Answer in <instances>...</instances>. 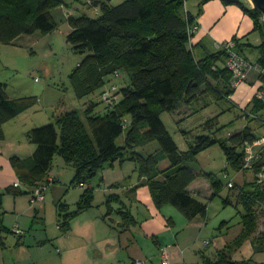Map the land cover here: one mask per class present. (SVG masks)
Listing matches in <instances>:
<instances>
[{"label": "trees", "instance_id": "obj_1", "mask_svg": "<svg viewBox=\"0 0 264 264\" xmlns=\"http://www.w3.org/2000/svg\"><path fill=\"white\" fill-rule=\"evenodd\" d=\"M223 1L235 3L250 16L254 31L264 25L258 10L240 1ZM109 3L110 0L100 4L97 18L87 15L68 17L70 31L66 42L74 53L83 55L69 79L76 97L82 98L102 91L108 76L124 71L129 83L119 89L121 99L112 108L105 107L103 115L94 112V103H89L79 113L59 102L52 123L29 130L28 139L35 146L32 156L26 159L12 156L10 164L19 182L33 188L46 181L53 157L59 155L73 166L75 184L82 185L105 165L123 160L129 148L155 142L158 151L148 155L130 152L127 157L135 162L139 176L147 179L154 203L158 207L173 206L187 222L196 216L203 217L206 206L187 190L201 172L188 162L219 142L227 164L241 171L242 148L256 138L248 128L224 140L203 134L196 136L188 144V150L182 152L167 132L160 115L164 111L173 112L179 103L190 104L207 93L215 100L229 103L226 97L233 92L229 86L231 75L226 68L217 66L218 62L226 60L227 53L220 49L199 59L194 56L188 30L198 23L185 11L184 0H125L114 6ZM62 4L63 0H0V44H11L17 37L37 31L56 30L51 10ZM231 40L239 51L235 37ZM253 48L258 51L255 63L264 70V36ZM259 79L264 82V75H259ZM35 102L33 97L9 98L6 84L0 82V140L4 138L3 124ZM262 107L264 102L255 97L250 112L255 114ZM127 116L130 121L125 126L123 119ZM122 134L124 142L119 146L116 139ZM162 160L168 163L164 169L159 168ZM208 179L215 195L222 185L210 176ZM18 189L8 188L6 192L15 195L20 193ZM236 198L244 210L240 215L242 234L252 236L257 228V210L264 208V184L258 185L254 179ZM1 199L2 194L0 205ZM90 201L91 193L86 190L77 210L67 216L86 208ZM257 240L263 241L264 235L254 237V241ZM202 264L250 263L232 261L224 252H219L214 259L203 257Z\"/></svg>", "mask_w": 264, "mask_h": 264}, {"label": "crops", "instance_id": "obj_2", "mask_svg": "<svg viewBox=\"0 0 264 264\" xmlns=\"http://www.w3.org/2000/svg\"><path fill=\"white\" fill-rule=\"evenodd\" d=\"M83 1L63 0L61 6L51 10L56 30L65 26V38L70 31L68 17L87 15L88 10L83 6ZM116 1L112 4L110 0L109 4L114 6L125 0ZM189 1L193 3L187 9ZM245 5L252 8L249 0H246ZM184 9L196 18L199 25L192 38L193 54L197 59L219 51L221 45L233 37L239 46L246 47V51L257 54L258 58V51L253 46H258L261 41L254 37L253 20L235 3H225L223 0H205L203 3L202 0H184ZM24 36L17 37L11 44ZM26 36L29 38L31 35ZM251 37H254L253 42H250ZM241 51L239 47L238 52L244 56ZM248 60L256 62L257 59ZM225 63L226 60L222 64L218 62L217 66L226 68ZM213 69L216 70L215 67ZM111 76L107 80L112 82ZM123 80L126 86L129 83L128 77L119 79L118 83ZM261 86H264V82L259 79L257 72L252 71L233 90L232 100L241 108L251 111L255 93ZM194 101L190 104L179 103L171 112L178 128L184 124L183 120L188 122L193 117L191 107ZM89 103L96 104L93 101L87 102L84 109ZM26 112L2 126L0 264H61L62 256L69 248L84 249L87 253L86 264H108L107 257L113 252L116 264H136L138 261L141 264H160V252L163 250L166 251L168 264H196V252L191 255L189 250L194 243L196 230L201 232L203 217L196 216L187 222L173 206H156L147 179L139 176L135 162L127 158L130 152L148 155L158 151L155 142L129 148L123 160L105 165L96 176L82 185L74 182L73 166L55 155L46 176L44 201L31 205L29 193L32 188L19 182L9 161L12 156L30 158L34 152L35 146L30 143L27 134L37 124L25 121ZM255 114L264 120V107L259 108ZM160 118L163 122L162 116ZM243 120L246 124L241 130L248 128L256 139L264 137V122L256 119L257 123L251 125L255 119ZM257 150H261L264 161V147ZM159 164L161 167L168 165L166 160ZM224 175L227 183L232 181L228 174ZM16 182L20 183V193L14 195L6 192L8 188H14ZM203 184V181L196 178L187 187L191 196L199 202L200 197L207 198L212 192L211 186L207 185L203 189ZM86 190L91 193L88 206L67 216L77 210Z\"/></svg>", "mask_w": 264, "mask_h": 264}, {"label": "rangeland", "instance_id": "obj_3", "mask_svg": "<svg viewBox=\"0 0 264 264\" xmlns=\"http://www.w3.org/2000/svg\"><path fill=\"white\" fill-rule=\"evenodd\" d=\"M238 1L244 5L246 3V0ZM115 2L117 1L112 0V4ZM192 3L193 1H189L186 8L190 9ZM87 16L98 17L90 10ZM255 33L254 37L261 41L264 36V25ZM64 34L65 26H61L58 30L51 32L37 31L29 38L25 35L14 44H0V81L6 84L9 97L36 99L33 106L27 109L25 116L27 117L25 121L29 124H37L34 125L36 127L54 121L53 116L57 113L56 106L59 102L70 110L82 113L84 104L93 101L96 103L95 113L103 115L105 112V106L99 103L101 90L82 98L76 97L69 76L83 55L74 53L70 49ZM254 37L250 38V42H253ZM239 47L246 58L257 59V54L246 51V47ZM118 74V76L112 74L111 80L113 81H107L105 85L114 84L120 100L119 89L124 86V80L119 83L118 80L126 78L127 74L124 71H119ZM191 108L194 113L193 117L188 122L183 120L184 124L180 122L183 124L181 129L177 127L171 112L164 111L160 115L167 132L182 152L188 150V144L192 143L196 136L204 134L217 140H224L239 132L246 124L242 116H239L237 109L226 101L215 100L212 94L196 99ZM129 121V116L125 117L124 125L126 126ZM256 123L255 119L251 125ZM184 131L185 134H183ZM123 135L116 139L117 145L123 143ZM188 165L201 172L197 179L203 181V189L211 185L208 176L222 185L215 195L211 192L207 198L200 197V202L206 206L205 215L201 218L203 227L201 232L196 230L194 243L189 250L191 255L196 252V264H202L203 257L216 258L219 252H224L232 261L264 264V240L254 241V237L264 235V208L257 210L258 222L255 233L252 236H243L240 215L244 210L236 198L237 194L253 181V171H236L228 165L219 142L199 152L193 161L188 162ZM159 168L164 169L165 167L159 164ZM224 174H228L232 179L233 188L226 187L227 179L224 178ZM203 240L208 244L204 245Z\"/></svg>", "mask_w": 264, "mask_h": 264}, {"label": "built area", "instance_id": "obj_4", "mask_svg": "<svg viewBox=\"0 0 264 264\" xmlns=\"http://www.w3.org/2000/svg\"><path fill=\"white\" fill-rule=\"evenodd\" d=\"M109 0H84L83 5L92 12L94 15L100 14V4L107 3ZM198 23V22H197ZM198 24L193 25L188 30L189 36V45L192 46V38L195 32L198 29ZM221 48L224 49L227 53L226 57V69L229 71L230 78V89L235 90L243 81L247 79V76L250 72L255 71L259 75H264V70L261 69L258 64L252 62L242 56L238 51L235 50V42L233 40H229L221 45ZM115 76H118V72L114 73ZM118 90L114 84H106L104 85L102 91L99 94V102L102 103L107 108H112L119 101L118 99ZM255 97L262 102H264V86H261L255 93ZM226 100L239 112H241V116L243 119H257L264 122L259 116L252 114L250 111L241 108L237 105L233 100L232 96L228 95ZM259 147H264V137L256 139L250 143H245L242 152H243V165L242 169L244 170H252L254 172V179L258 185L264 184V161H262V153L261 150H257ZM255 167L257 170L255 171ZM226 177V175H224ZM15 187H20V183L16 182L14 184ZM228 188L233 187V183L230 180L227 183ZM47 188V181L39 182L30 190V204L36 205L43 203L44 194ZM15 232H20L14 229ZM204 245H207V241H203ZM161 262L160 264H168V258L166 251H161ZM136 264H141L140 261L136 262Z\"/></svg>", "mask_w": 264, "mask_h": 264}, {"label": "clouds", "instance_id": "obj_5", "mask_svg": "<svg viewBox=\"0 0 264 264\" xmlns=\"http://www.w3.org/2000/svg\"><path fill=\"white\" fill-rule=\"evenodd\" d=\"M87 253L81 248H69L65 250L61 264H86ZM108 264H116L115 252L107 257Z\"/></svg>", "mask_w": 264, "mask_h": 264}, {"label": "water", "instance_id": "obj_6", "mask_svg": "<svg viewBox=\"0 0 264 264\" xmlns=\"http://www.w3.org/2000/svg\"><path fill=\"white\" fill-rule=\"evenodd\" d=\"M253 9L258 10L264 18V0H249Z\"/></svg>", "mask_w": 264, "mask_h": 264}]
</instances>
